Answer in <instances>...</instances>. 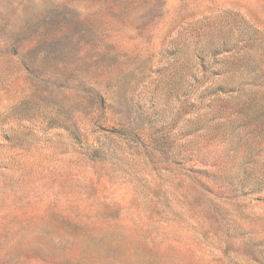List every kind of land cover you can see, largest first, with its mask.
Masks as SVG:
<instances>
[{"label": "rangeland", "instance_id": "obj_1", "mask_svg": "<svg viewBox=\"0 0 264 264\" xmlns=\"http://www.w3.org/2000/svg\"><path fill=\"white\" fill-rule=\"evenodd\" d=\"M0 264H264V0H0Z\"/></svg>", "mask_w": 264, "mask_h": 264}]
</instances>
